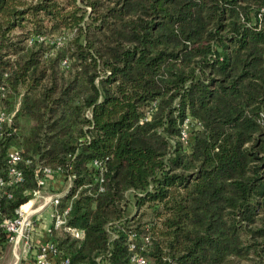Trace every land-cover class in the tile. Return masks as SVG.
Segmentation results:
<instances>
[{
    "label": "trees",
    "instance_id": "1",
    "mask_svg": "<svg viewBox=\"0 0 264 264\" xmlns=\"http://www.w3.org/2000/svg\"><path fill=\"white\" fill-rule=\"evenodd\" d=\"M0 83V217L49 167L70 264H264V0H0Z\"/></svg>",
    "mask_w": 264,
    "mask_h": 264
},
{
    "label": "built area",
    "instance_id": "2",
    "mask_svg": "<svg viewBox=\"0 0 264 264\" xmlns=\"http://www.w3.org/2000/svg\"><path fill=\"white\" fill-rule=\"evenodd\" d=\"M62 38L63 36L51 37L40 34L30 38L29 43L36 39L57 46ZM62 62L65 63V59ZM5 93L6 86L0 83V96H5ZM12 114L13 112L8 113L5 108H0V133L6 122L11 123ZM190 125V118L186 117L182 123L180 133V138L184 142H186ZM23 160L24 158L19 149L15 147L8 149L7 176H0V189L5 186H13L23 180V171L20 167ZM94 164L101 171L105 169L98 160H94ZM42 170L45 177L37 179V188L32 192V197L15 209L14 216L0 217V254L6 244L10 245L13 256L11 264H70L69 258L63 256L57 242L52 239L54 231L64 227L65 215L68 209L60 211L57 208L62 192L48 193L45 190L48 180L53 175V170L49 167H44ZM4 192L10 197L9 191ZM26 204L28 206L24 208ZM47 207H50L47 215L49 223L44 229V238L35 239L34 234L39 232L38 224L46 220L44 217H38L37 215L41 214L40 212ZM65 228L69 229L66 226ZM75 235L78 236L79 232L76 231ZM149 242L148 235H141L137 232L131 233L128 243L130 254L124 264H151L149 257L146 255Z\"/></svg>",
    "mask_w": 264,
    "mask_h": 264
},
{
    "label": "rangeland",
    "instance_id": "3",
    "mask_svg": "<svg viewBox=\"0 0 264 264\" xmlns=\"http://www.w3.org/2000/svg\"><path fill=\"white\" fill-rule=\"evenodd\" d=\"M13 97L12 96H9V100H12ZM19 99V96L17 98V100ZM16 100V98H15ZM18 104V101L16 103V105ZM53 179H49L48 180V183H47V187H46V192L48 193H55V192H63V189L65 190V183H62L60 180V178H58L57 176H54L52 177ZM60 181V182H59ZM36 205V204H35ZM50 210V207H47V208H44L40 213L44 215L48 214ZM147 217H145L143 220H146ZM11 247L8 248L7 252H6V255L4 256V260L1 264H10L9 261L13 258L12 257V254H11Z\"/></svg>",
    "mask_w": 264,
    "mask_h": 264
},
{
    "label": "crops",
    "instance_id": "4",
    "mask_svg": "<svg viewBox=\"0 0 264 264\" xmlns=\"http://www.w3.org/2000/svg\"><path fill=\"white\" fill-rule=\"evenodd\" d=\"M42 213V212H41ZM48 214H49V212H48ZM48 214H46V215H44V213L43 214H39V215H37L38 217L39 216H42V217H44L46 220L43 222V223H39L38 224V227H39V229H38V233H36V234H34V238L35 239H39V238H44L43 237V233H44V229H45V227L47 226V224L49 223V217L47 216ZM9 247H11L10 245H8V244H6L4 247H3V250H2V252H1V254H0V264L3 262V258H4V256L6 255V252H7V250H8V248ZM11 252H12V249H11ZM12 254V253H11ZM13 257V256H12ZM12 261H13V258L9 261V263L11 264L12 263Z\"/></svg>",
    "mask_w": 264,
    "mask_h": 264
},
{
    "label": "bare ground",
    "instance_id": "5",
    "mask_svg": "<svg viewBox=\"0 0 264 264\" xmlns=\"http://www.w3.org/2000/svg\"><path fill=\"white\" fill-rule=\"evenodd\" d=\"M27 206H28V204L24 205V208L27 207Z\"/></svg>",
    "mask_w": 264,
    "mask_h": 264
}]
</instances>
